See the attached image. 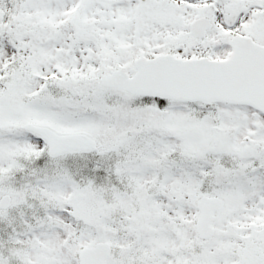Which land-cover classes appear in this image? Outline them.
Wrapping results in <instances>:
<instances>
[{
    "label": "snow or ice",
    "instance_id": "snow-or-ice-1",
    "mask_svg": "<svg viewBox=\"0 0 264 264\" xmlns=\"http://www.w3.org/2000/svg\"><path fill=\"white\" fill-rule=\"evenodd\" d=\"M0 264H264V0H0Z\"/></svg>",
    "mask_w": 264,
    "mask_h": 264
}]
</instances>
